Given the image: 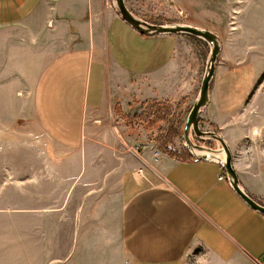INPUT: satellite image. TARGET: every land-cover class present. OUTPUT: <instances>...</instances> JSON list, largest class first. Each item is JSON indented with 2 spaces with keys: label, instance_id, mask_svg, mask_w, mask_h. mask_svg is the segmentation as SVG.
<instances>
[{
  "label": "crops",
  "instance_id": "obj_1",
  "mask_svg": "<svg viewBox=\"0 0 264 264\" xmlns=\"http://www.w3.org/2000/svg\"><path fill=\"white\" fill-rule=\"evenodd\" d=\"M131 39L150 40L151 55L163 52L160 67L128 63ZM176 41L140 34L107 0H0V91L8 94L0 114L29 109L60 151L49 159L54 175L69 176L67 198L39 206L37 232L23 233L24 249L35 240L38 252L26 251L22 264H46L51 231L57 244L69 241L54 264H190L197 249L221 264H264V214L234 191L219 163L161 152L107 115L114 100L129 111L133 96L182 94ZM212 98L205 116L219 122ZM234 165L246 191L264 199Z\"/></svg>",
  "mask_w": 264,
  "mask_h": 264
},
{
  "label": "rangeland",
  "instance_id": "obj_2",
  "mask_svg": "<svg viewBox=\"0 0 264 264\" xmlns=\"http://www.w3.org/2000/svg\"><path fill=\"white\" fill-rule=\"evenodd\" d=\"M110 2L107 0V5ZM127 2L136 15L149 22L183 23L208 29L218 35L222 49L216 62L211 94L215 113L222 114L219 122H212L203 111L200 127L216 131L224 137L239 171L247 176L255 190L264 193V0H185V3L188 2L185 9L175 0ZM162 35H176L178 38L177 58L183 69L182 94L175 100H138L133 96L129 111H124L113 99L107 106V115L109 119L111 116L123 118L128 125V134H134L140 142L148 138L154 142L155 148L164 152L159 146L160 138L166 135L172 123L173 126L179 125L182 133L185 120L198 98L211 45L186 33ZM129 47L125 59L130 64L136 62L140 67L151 65L159 68L164 60L163 52L150 54V40L131 39ZM132 79L134 82V77ZM2 90L0 109L6 106L8 100L7 90ZM106 92L110 94L108 90ZM154 104L161 107L166 119L156 115L150 118L138 116V113L154 109ZM29 112L28 109L26 115L16 117L0 114V264H22L26 251L28 254V251L35 252L36 249L37 253L35 240L24 249L23 245L28 240H24L23 233L37 232L41 213L39 206L52 209L56 199L68 196L63 190L64 186L69 185V176L61 178L54 175L49 160L56 159L60 151L53 142H48L47 134L38 128L35 117ZM148 119L150 123H143ZM144 124H147L144 130L147 133L140 135L142 130L139 126ZM181 133L173 138L177 149L185 146ZM193 137L199 145L221 146L215 139ZM77 199L78 193L74 197V200ZM48 235L45 260L46 264H54L56 257L66 254L69 241L62 236L63 240L57 244L53 231ZM188 262L221 264L203 249L191 252Z\"/></svg>",
  "mask_w": 264,
  "mask_h": 264
},
{
  "label": "water",
  "instance_id": "obj_3",
  "mask_svg": "<svg viewBox=\"0 0 264 264\" xmlns=\"http://www.w3.org/2000/svg\"><path fill=\"white\" fill-rule=\"evenodd\" d=\"M121 19L142 35L153 36L162 34L186 33L205 40L211 45L207 70L202 79L199 95L190 110L181 133V139L185 147L196 159L212 160L219 163L225 170L226 178L234 191L253 209L264 214V204L250 195L243 186L235 168L232 150L224 137L212 130H203L200 127L201 113L211 101V84L216 74V62L221 53L222 43L218 35L208 29L196 26L177 24H156L142 19L136 15L126 4L125 0H111ZM203 140L215 139L221 146L217 148L199 145L193 136Z\"/></svg>",
  "mask_w": 264,
  "mask_h": 264
},
{
  "label": "trees",
  "instance_id": "obj_4",
  "mask_svg": "<svg viewBox=\"0 0 264 264\" xmlns=\"http://www.w3.org/2000/svg\"><path fill=\"white\" fill-rule=\"evenodd\" d=\"M154 109L151 108L145 113H138L140 115H146L147 118L156 115L158 118L166 119V114L163 112L157 104H154ZM180 126L171 124V127L166 130V135L160 138L159 146L164 149V153H167L171 156H175L179 159H195L192 153L184 146L182 149H177L173 143V138L180 135ZM255 197V196H254ZM259 202L264 204V200L260 197H255Z\"/></svg>",
  "mask_w": 264,
  "mask_h": 264
},
{
  "label": "built area",
  "instance_id": "obj_5",
  "mask_svg": "<svg viewBox=\"0 0 264 264\" xmlns=\"http://www.w3.org/2000/svg\"><path fill=\"white\" fill-rule=\"evenodd\" d=\"M224 178H225V175L221 174L220 179H224Z\"/></svg>",
  "mask_w": 264,
  "mask_h": 264
}]
</instances>
